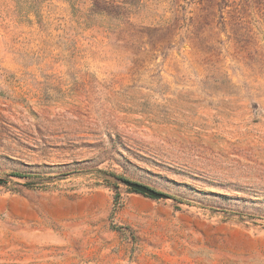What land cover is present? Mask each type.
Returning <instances> with one entry per match:
<instances>
[{"label": "rangeland", "instance_id": "obj_1", "mask_svg": "<svg viewBox=\"0 0 264 264\" xmlns=\"http://www.w3.org/2000/svg\"><path fill=\"white\" fill-rule=\"evenodd\" d=\"M0 264H264V0H0Z\"/></svg>", "mask_w": 264, "mask_h": 264}, {"label": "water", "instance_id": "obj_2", "mask_svg": "<svg viewBox=\"0 0 264 264\" xmlns=\"http://www.w3.org/2000/svg\"><path fill=\"white\" fill-rule=\"evenodd\" d=\"M123 183L126 184L127 186H129L130 188L138 191V192L145 193V194H148L150 196H155V197L164 196L163 194L155 191L154 189H152V188H150L144 184L138 183V182H134V181L124 179Z\"/></svg>", "mask_w": 264, "mask_h": 264}]
</instances>
